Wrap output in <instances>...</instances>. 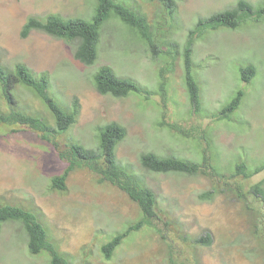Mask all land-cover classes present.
Wrapping results in <instances>:
<instances>
[{
	"label": "rangeland",
	"instance_id": "obj_1",
	"mask_svg": "<svg viewBox=\"0 0 264 264\" xmlns=\"http://www.w3.org/2000/svg\"><path fill=\"white\" fill-rule=\"evenodd\" d=\"M117 1L143 14L152 26L159 24L170 44L159 46L162 51L153 57L134 30L110 16L100 29L96 61L85 66L74 59L72 44L40 31H32L25 39L19 34L29 17L44 20L58 13L90 21L96 0H0V64L11 69L24 63L36 74L47 73L48 94L60 107L70 108L77 98L75 124L56 137L61 148L78 144L94 149L106 124L115 122L126 128V137L116 146L117 160L157 196L160 220L156 228L166 239L150 228L134 231L111 259L105 258L101 246L139 218L138 207L115 187L97 184L87 170L73 171L66 191L52 190L51 180L62 175L66 162L38 133L18 126L0 127V206H19L35 214L50 242L73 264H264V205L251 192L264 179V170L248 179L232 178L229 183L233 185L226 189L203 175L147 172L139 162L147 152L198 161L205 138L213 145L224 174H231L236 163L253 168L264 162V17L234 30L208 31L194 40L191 74L199 87L201 109L193 112L184 65L187 33L199 18L228 9L238 0L178 1L174 22L163 15L158 0ZM244 1L254 8L264 4V0ZM168 49L175 60L172 72L164 74L167 82L161 89L160 69L171 65L164 52ZM104 65L120 78L135 80L150 95L131 93L116 98L98 94L94 75ZM249 65L256 73L246 83L241 80V69ZM238 91L244 95L230 120H212L211 115ZM13 92L21 112L53 124L49 110L30 89L18 85ZM163 120L199 131L191 139L180 137L159 127ZM213 187L218 192L211 201L199 200L198 194ZM206 233L212 238L209 246L192 242ZM49 261L46 252H28L18 222L2 224L0 264Z\"/></svg>",
	"mask_w": 264,
	"mask_h": 264
},
{
	"label": "trees",
	"instance_id": "obj_2",
	"mask_svg": "<svg viewBox=\"0 0 264 264\" xmlns=\"http://www.w3.org/2000/svg\"><path fill=\"white\" fill-rule=\"evenodd\" d=\"M153 1V0H147ZM164 10L163 15H167L170 22L176 18L177 2L181 0H158ZM110 16L117 17L132 31L134 30L142 42L148 47L151 55L156 57L161 52L159 46L170 44V39L162 36V28L152 26L143 14L132 11L124 3L117 0H96L94 15L90 21L78 17H63L60 14L51 13L44 20L37 17H29L23 24L20 31V38L25 39L32 31H40L54 38L63 40L73 46V57L85 66L94 64L97 58V43L100 37L102 24ZM264 17V4L254 8L244 0H238L234 6L217 12L207 18H199L195 25L187 33L185 43V76L188 97L193 112H200L201 101L199 87L191 74L193 67L192 52L194 40L203 37L208 31H216L219 28L236 29L247 21L260 22ZM159 30V31H158ZM162 32V33H161ZM168 33V29H166ZM166 52L171 58V65L167 64L160 69V87L164 89L167 78L165 73L172 72L175 57L169 51ZM256 69L253 65L241 69V80L248 83L255 75ZM94 88L100 95H111L116 98H124L131 93H141L150 95L135 80L130 78H120L116 76L109 66H101L94 75ZM23 86L31 90L34 96L39 99L49 110L53 124L45 118L28 115L18 109L17 97L14 90L17 86ZM165 103V92L163 93ZM243 92L238 91L233 99L223 106L218 112L211 115L212 120H230L234 111L240 104ZM0 127L18 126L38 133L40 139L53 146L59 157L66 162V167L62 175L51 180V189L55 191H66V181L69 175L76 170H87L92 173L97 184H107L115 187L124 193L130 201L138 207L139 218L129 224L123 231L117 232L108 242L101 246V251L105 258L111 259L116 249L122 244L125 238L134 231L145 228L156 230L157 221L160 217L157 214V196L146 184L137 177L129 175L121 167L116 156V146L127 135L126 128L112 122L103 126L99 131V144L97 148L88 149L78 144L65 145L61 148L56 137L60 133L68 131L75 124L79 113L77 98H74L70 108L60 107L48 94V74H36L24 63H17L13 68H8L0 64ZM159 127L175 132L180 137L193 138L196 130L183 129L177 124H168L160 121ZM13 128L11 132H15ZM205 148L200 150L198 161L186 158H178L172 155H157L153 152L143 153L140 156V166L147 172L160 174H180L187 176L203 175L210 179L223 183L229 189L233 183H229L232 178L242 177L248 179L264 170V162L258 166L250 168L246 163H236L231 174H224L222 168L217 163V154H213L210 141L205 138ZM201 147V144L198 143ZM234 182V181H233ZM241 184L237 185L240 189ZM219 189V188H218ZM217 188L198 194L201 201H211L217 194ZM251 192L258 199V203L264 205V179L252 186ZM239 198H244L242 194ZM4 222H18L26 235V246L28 252L38 255L46 252L50 258L49 264H73L67 256L60 252L54 243L50 242L45 226L39 218L19 206H0V232ZM165 240L166 235L161 233ZM196 245L209 246L212 242L210 234L192 239ZM169 261L173 263L172 246L169 244ZM80 264H87L82 262Z\"/></svg>",
	"mask_w": 264,
	"mask_h": 264
}]
</instances>
